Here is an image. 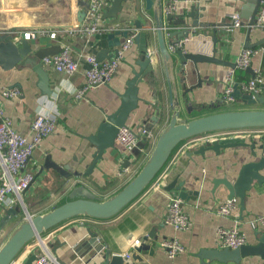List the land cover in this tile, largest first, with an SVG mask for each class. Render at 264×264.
Here are the masks:
<instances>
[{
  "label": "crops",
  "instance_id": "0c3cea01",
  "mask_svg": "<svg viewBox=\"0 0 264 264\" xmlns=\"http://www.w3.org/2000/svg\"><path fill=\"white\" fill-rule=\"evenodd\" d=\"M11 1L2 0L0 4V31L13 28L20 31L56 30L57 35L54 38L49 33H42L32 39V54L42 48L57 53L63 44H70L73 53L82 57L78 69L71 75L44 66L49 72V82L53 89L51 94L41 92L37 84L38 74L31 65L15 66L6 70L0 64V84L18 86L23 91L20 97L4 99L5 114L12 119L16 129L29 135L31 123L41 106L59 113L56 130L43 139L28 162L27 168L34 173V181L23 192L24 205H18L15 202V195H10L0 207V220L9 208L19 209V212L0 232V243L25 217L26 208L32 214L38 213L59 202L70 189L79 185H85L98 195H106L124 184L132 174L121 176L123 153L115 149L107 151L92 171L88 172L96 151V146L88 139V136L97 131L99 123L106 114L114 112L120 105L121 93L126 90L127 80L133 76V69L139 68L136 59L140 56V50L135 41L120 61L112 80L92 87L88 90L85 99L77 100L71 93L59 88L65 81L72 82L76 86L84 83L85 72L89 67L85 55L97 54L105 48L113 49L109 46L107 36L110 32L104 31L102 34L85 37L69 31L71 27L81 24L78 13L84 10L88 0H62L58 4L51 3L48 6L42 5L43 2H36L27 7L19 3V0H16L18 3L13 6L14 1ZM191 3H197L200 7L204 6L205 9L199 11V20L208 25L193 27L195 32L191 33L186 41L188 49L210 53L214 45V37L217 36V55L230 64H200L204 66L200 70L204 81L202 86H196L191 91L189 101L184 104L186 116L194 117L223 109L248 107L240 99L223 101L222 94L228 69L235 66L234 63L243 48H253L254 53L250 68L237 69L236 80H248L258 71L264 75V29L257 26L250 28L246 25L254 14V6H251L248 0H165L168 7L174 5L172 13L178 18H184L189 24L193 22V19L187 15ZM123 4L124 7L117 17L104 18L106 10L103 12L104 27L115 24L120 29H136V19H141L148 24V17L142 12V7L137 0H127ZM235 12L240 13L244 25L225 31V26L230 24ZM88 20L86 11L82 23ZM168 22L165 18V23ZM184 27L181 24L175 26L178 29ZM13 34L17 39L24 37L21 32ZM167 37L166 33V39L170 41ZM120 38L121 41L125 40L122 36ZM150 47L156 49L154 35L150 37ZM42 59L39 61L42 62ZM157 78L153 81L140 82L139 94L142 100L127 120V123L136 130H140L142 126H148L155 133L154 138L146 137L142 147H139L138 153L142 156L138 157L137 153L128 156L129 163L126 166L132 168V171L139 167L152 150L159 133L169 121L168 112L158 119H152L157 108L155 104L160 103L164 106L168 104L167 85L161 68ZM189 79L191 82L197 81V76L191 68ZM260 94L264 95V84ZM249 107H264V103L249 105ZM231 133V135L245 138L247 142L256 141L258 145L264 142V129H238ZM222 134L230 135L228 132ZM118 146L120 147L119 144ZM200 146L201 144L197 143L195 138L184 141L175 150L159 177L115 217L103 220L76 217L67 220L47 231L41 240L36 238L29 242L13 264H23L32 253H39L44 246H47L61 264H86L94 251L93 245L82 244L90 237L89 229L98 231L100 240L108 245L113 253L130 252L128 264H264V259L259 255L243 257L240 262L220 261L203 258L200 255L202 249L220 248L218 229L223 226H232L236 221L247 233L248 243L256 242L258 236L264 232V223H252L255 217L264 216V183L259 185L255 182L247 191L244 209L239 202V207L233 215L223 216L216 211L217 205L228 198V189L224 183H216L215 180L224 177L235 180L242 164L253 159L250 147L238 145L222 149L220 153L208 150L205 154H201L195 152ZM48 161L56 163L58 168H64L69 173V183L66 186L62 185L67 178L66 175L55 167L47 166ZM262 173L264 174V169ZM173 182H176L174 190L177 193L180 191L177 188L178 183H183L187 189L193 191L189 199L183 201V208L190 216L192 225L181 232H177L173 226L164 223L166 205L170 196L174 194L166 188ZM176 235L185 245L186 250L170 258L161 243L164 239ZM137 238L140 242L134 244ZM144 242L152 245L153 250L151 251L149 247L144 248L139 251L140 259H133L131 254L135 247ZM78 248H80V255L76 252ZM31 264H34V261Z\"/></svg>",
  "mask_w": 264,
  "mask_h": 264
},
{
  "label": "water",
  "instance_id": "95a60500",
  "mask_svg": "<svg viewBox=\"0 0 264 264\" xmlns=\"http://www.w3.org/2000/svg\"><path fill=\"white\" fill-rule=\"evenodd\" d=\"M125 1L127 0H111L104 18L117 17L123 9ZM248 2L255 8L249 22L252 23L256 19L261 0H248ZM166 8L165 0H143V9L150 15L153 22L152 27L145 21L136 19V29L119 28L110 32L107 36L109 46L113 49L105 48L96 54L100 61L110 58L122 43L120 37L126 38L133 30H136L134 39L140 50V56L136 59L139 68H134L133 76L127 80V87L121 93V102L118 108L114 112L106 114L99 123L97 131L88 136V139L96 146L88 172L92 171L107 151L110 152L111 149H115L122 152L116 142V137L119 129L127 124L131 113L142 100L139 94L140 82L157 80L161 68L167 85L168 104L167 106L160 103L155 104L157 108L152 119H158L168 112L169 121L159 133L154 147L125 183L109 194L98 195L85 185H79L70 189L69 193L59 202L38 213L32 214L26 208L25 217L10 230L0 243V264H13L29 242L36 238L40 239L47 231L67 220L76 217L103 220L121 213L159 177L175 150L184 141L208 133H223L251 128L264 129V107H249V105L264 103V95H253L243 91L238 83L234 85L232 95L248 107L223 109L194 117L186 116L184 104L189 101L191 91L196 86H202L204 81L200 71L204 66L200 64L229 65L230 63L217 55V36L214 37V45L210 53L191 51L187 47V39L191 33L195 32L193 27L208 25V23L199 20V11L200 9L204 10V6L200 7L197 3L190 4V11L187 15L193 19L192 24L187 23L184 18H178L176 14L168 12ZM86 9L85 6L84 10L78 13L80 23L86 15ZM165 18L169 21L167 24ZM178 24L185 27L183 29L175 28ZM13 31H16V28L11 29V31L0 32V64L6 70L15 66L31 65L38 74L37 84L41 92L51 94L53 89L49 82V72L39 59L56 51L42 48L32 54L31 40L26 37L17 39ZM166 33L170 41H167ZM152 35L156 37L157 52L150 51V37ZM181 40L184 41L178 44ZM171 45H174V49H170ZM190 68L197 76V81H190ZM144 141H146V137L142 136L134 153L139 152V147H142ZM238 145L249 146L253 159L242 164L235 180L224 177L215 181L216 183H224L228 189V198L238 197L241 208L244 209L247 191L253 187L255 182L259 185L264 183V174L262 173L264 169V142L258 145L256 141L247 142L245 138L238 136L216 137L211 142L201 145L195 152L205 154L208 150H214L220 153L222 149ZM128 163L129 159L125 158L124 165H128ZM47 166L55 167L59 172L66 175L67 178L62 185L69 183L70 175L64 168H58L56 163H50V161L47 162ZM175 184L176 182L171 183L166 189L176 194ZM178 184L177 188L180 191L177 194L182 201L189 199L193 191L187 189L183 183ZM18 212L19 209L14 207L7 210L0 220V232ZM88 232L90 237L87 242L84 241L82 244L93 245L94 251L87 259L86 264H128V257L123 256L122 253H113L108 245L100 240L98 231L89 229ZM148 247L151 251L154 248L145 242L137 245L131 257L140 259L139 251ZM76 252L80 255V248L76 249ZM200 255L203 258L235 262H240L243 257L252 255H259L264 259V232L258 236L254 243H246L238 248L202 249ZM35 258L36 254L32 253L23 264H31Z\"/></svg>",
  "mask_w": 264,
  "mask_h": 264
},
{
  "label": "built area",
  "instance_id": "2783aa9c",
  "mask_svg": "<svg viewBox=\"0 0 264 264\" xmlns=\"http://www.w3.org/2000/svg\"><path fill=\"white\" fill-rule=\"evenodd\" d=\"M142 7V12L147 15L148 25L152 27L153 22L149 14L143 9V0H137ZM111 0H88L87 2V15L89 20L80 25L71 27L69 31L72 34H79L85 37H92L96 34H102L104 31L112 32L119 29L117 25H109L104 27L102 24V15L106 8L110 5ZM174 5L167 6L166 10L172 12ZM244 25L242 17L239 12H235L230 24L225 26V31H230ZM248 27H261L264 29V0H261L256 19L252 23L246 24ZM11 31V30H7ZM6 32V31H0ZM15 33H22V35L30 40L37 38L42 33H49L54 38L57 31H48L46 29H29V30H16ZM136 30H133L117 51L113 52L110 58L98 60L96 54L89 53L85 55L89 63V67L85 72V81L80 86L74 83L65 81L59 90L64 89L71 93L75 99L82 100L87 97V92L92 87L109 83L118 70L120 61L124 58L126 51L134 44ZM181 40L178 44L182 43ZM115 48V47H114ZM150 51L157 52V49L150 47ZM174 49V45L170 46ZM254 49L247 47L243 48L237 58L235 66L228 69L225 78V87L223 89L222 100L232 101L234 96L232 92L234 85L239 84L243 91L249 92L253 95L260 94L263 91L264 75L258 71L254 76L248 80H236L237 69H246L249 67ZM82 55H75L70 44H63L57 53L45 55L42 59L44 66L49 69L55 70L60 73L71 75L78 67ZM23 91L18 86H8L0 84V207L4 204L10 195H15V202L18 205H24L23 192L28 189L34 181V173L27 168L28 162L33 155L34 151L39 147L44 138L53 133L58 125V112H52L44 106L38 108L36 115L31 123V132L26 135L16 129L13 125L12 119L5 114L4 99L8 97H20ZM236 131V130H235ZM232 132V131H231ZM228 132L230 135L232 133ZM142 136L147 138H154L155 133L152 128L142 126L140 130H136L130 124H126L119 129L116 141L121 147L123 153V160L128 158L129 155L134 154L138 141ZM222 133H208L205 135L195 137L197 143L203 145L211 142L216 137H223ZM132 168L124 165L120 174L121 176L133 173ZM239 207V198L232 197L226 198L216 207L219 215L229 216L236 213ZM26 211V210H25ZM82 218V217H79ZM85 218V217H83ZM81 220V219H80ZM81 222H84L82 219ZM164 223L173 226L177 232L187 230L192 225L190 216L183 208V201L178 194L170 196L166 205V214L164 216ZM253 224L264 223V216L255 217L252 220ZM42 237L40 238V240ZM140 239H135L134 244H138ZM248 243L247 233L242 229L239 222L232 226H223L218 229V245L220 248H238L243 244ZM162 246L166 249L167 255L174 258L186 250L185 245L181 242L180 238L176 235L166 238L162 241ZM125 257H130V252L122 253ZM34 264H61L56 257L50 252L47 246H44L42 251L36 254Z\"/></svg>",
  "mask_w": 264,
  "mask_h": 264
},
{
  "label": "rangeland",
  "instance_id": "374dc122",
  "mask_svg": "<svg viewBox=\"0 0 264 264\" xmlns=\"http://www.w3.org/2000/svg\"><path fill=\"white\" fill-rule=\"evenodd\" d=\"M13 1H14L13 6H15L19 2V3H23L27 7V6H32L36 2H43L42 5L48 6L51 3L58 4L62 0H52V1L51 0H43V1H41V0H19L18 2L16 0H12L11 2H13ZM1 2H2V0H0V4H1ZM11 2L9 4H11Z\"/></svg>",
  "mask_w": 264,
  "mask_h": 264
},
{
  "label": "trees",
  "instance_id": "16d2710c",
  "mask_svg": "<svg viewBox=\"0 0 264 264\" xmlns=\"http://www.w3.org/2000/svg\"><path fill=\"white\" fill-rule=\"evenodd\" d=\"M137 154H138V157L142 156L141 153H140V155H139V153H137ZM65 185H66V184H65ZM65 185H64V186H65Z\"/></svg>",
  "mask_w": 264,
  "mask_h": 264
}]
</instances>
